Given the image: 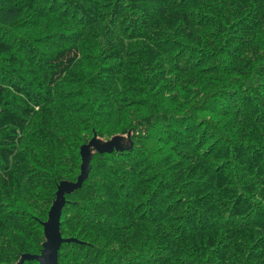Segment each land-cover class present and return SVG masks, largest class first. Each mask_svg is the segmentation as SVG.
<instances>
[{"label":"trees","instance_id":"16d2710c","mask_svg":"<svg viewBox=\"0 0 264 264\" xmlns=\"http://www.w3.org/2000/svg\"><path fill=\"white\" fill-rule=\"evenodd\" d=\"M264 264V0H0V264Z\"/></svg>","mask_w":264,"mask_h":264},{"label":"water","instance_id":"95a60500","mask_svg":"<svg viewBox=\"0 0 264 264\" xmlns=\"http://www.w3.org/2000/svg\"><path fill=\"white\" fill-rule=\"evenodd\" d=\"M93 137L87 144L81 146L80 155H81V164H80V172L77 176L75 182H67L61 181L58 184L55 199L48 211V219L46 222H42L43 232L45 236V241L43 243V248L41 249L39 254H25L22 256L21 262L25 259H34L39 264H57V252L60 248V245L63 242L71 241V238H62L59 232V218L61 208L65 202L64 194L72 192L76 188H79L83 182L87 178L90 165L89 158L91 149L95 148L99 151H109L112 148H118L117 141L112 138L111 141L105 143H99Z\"/></svg>","mask_w":264,"mask_h":264}]
</instances>
